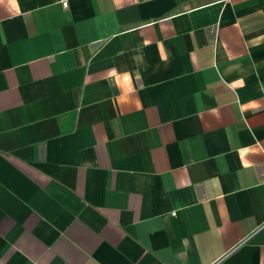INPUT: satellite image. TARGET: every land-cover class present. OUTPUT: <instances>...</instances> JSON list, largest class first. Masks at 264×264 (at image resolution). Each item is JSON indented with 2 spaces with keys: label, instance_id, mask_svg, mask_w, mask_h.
I'll return each instance as SVG.
<instances>
[{
  "label": "crops",
  "instance_id": "crops-1",
  "mask_svg": "<svg viewBox=\"0 0 264 264\" xmlns=\"http://www.w3.org/2000/svg\"><path fill=\"white\" fill-rule=\"evenodd\" d=\"M0 0V264H264V0Z\"/></svg>",
  "mask_w": 264,
  "mask_h": 264
},
{
  "label": "built area",
  "instance_id": "built-area-1",
  "mask_svg": "<svg viewBox=\"0 0 264 264\" xmlns=\"http://www.w3.org/2000/svg\"><path fill=\"white\" fill-rule=\"evenodd\" d=\"M229 0H211L212 3H217V4H226ZM60 6L65 9L66 8V1L62 0L60 1Z\"/></svg>",
  "mask_w": 264,
  "mask_h": 264
}]
</instances>
